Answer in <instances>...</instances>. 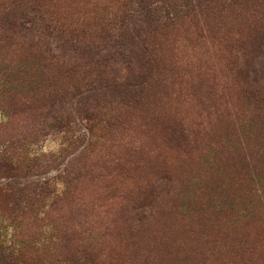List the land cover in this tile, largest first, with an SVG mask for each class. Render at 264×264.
Wrapping results in <instances>:
<instances>
[{
  "label": "rangeland",
  "instance_id": "1",
  "mask_svg": "<svg viewBox=\"0 0 264 264\" xmlns=\"http://www.w3.org/2000/svg\"><path fill=\"white\" fill-rule=\"evenodd\" d=\"M24 1L0 0V264H264V77L236 67L264 0H149L180 18L147 44L139 0H41L39 31Z\"/></svg>",
  "mask_w": 264,
  "mask_h": 264
},
{
  "label": "trees",
  "instance_id": "2",
  "mask_svg": "<svg viewBox=\"0 0 264 264\" xmlns=\"http://www.w3.org/2000/svg\"><path fill=\"white\" fill-rule=\"evenodd\" d=\"M144 1L145 4H144ZM182 1V6L180 5L179 7H183V15L182 16H188V15H196L198 8L199 13H205L207 10H214L217 9L220 6H227L230 4H235L239 3L242 5H248L250 2L253 0H181ZM263 1V0H261ZM164 3L167 4V6H173L174 4L171 5V3L168 2V0H164ZM180 4V3H177ZM176 5V4H175ZM23 7V9L18 10L17 12H12V15H15L14 20H11L10 23H15L16 25L20 26L21 30L24 31H29L30 28H35L36 31H39L40 29L45 28L46 30H50L53 27L52 24V19H49L47 17V12L42 11L43 10V4H41V0H31L28 2V0H25L24 3L19 5V7ZM28 6L30 8H28ZM139 6L141 7L140 10L143 11L144 17H146L149 25H154V29L150 30H145V29H137V28H132L135 33L139 34V36L142 38H145L144 36L145 33H147L149 36H147L145 39H142L143 41L145 40V44H147L148 41H151V39L154 37V31L158 28H169L171 25L170 23H175L177 20L180 18V11L174 12L173 17H170V11L168 15L163 18L159 14V9L158 6L155 4L149 5V0H139ZM166 6V7H167ZM42 7V8H41ZM139 9V8H138ZM168 9V8H167ZM182 12V11H181ZM141 13V12H140ZM182 14V13H181ZM28 23L31 24V26L28 27ZM58 25H55V27ZM145 30V31H144ZM255 33H252L251 37L248 38V42L250 46H253L250 50V58H244L243 60V67H239L236 64V67L239 68V71L242 73V75H246L250 82L254 86H260L259 85V79L257 80L256 77L253 78L252 75H257L260 74L261 77H264V22H261V25L257 26L254 28ZM144 31V32H142ZM130 34L129 39L135 38V35L133 34L131 36L132 32H129V30L122 35L121 38H126L128 37V34ZM126 36V37H125ZM78 37V34H74L72 36V39H76ZM254 43V45H253ZM152 51V50H151ZM149 51V54L145 56V59L142 60V62H139V67L143 69V73L140 75V79L135 83L137 85H142L145 82H147V71L148 69L151 70L153 67H156V60H153V53ZM146 69V70H145ZM147 75V76H146ZM18 159L15 158V156H8V155H2V166H7L11 168H14L11 166L12 164H15V161ZM79 255V256H77ZM90 258L92 256L90 253L84 252L82 255L80 254H73L69 256L67 259H61L57 258L55 261L52 262V264H58L59 262L65 260V264H90ZM58 263H57V262Z\"/></svg>",
  "mask_w": 264,
  "mask_h": 264
}]
</instances>
